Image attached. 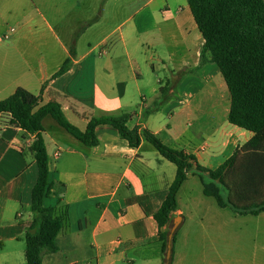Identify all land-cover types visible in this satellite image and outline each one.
<instances>
[{
    "label": "crops",
    "instance_id": "0c3cea01",
    "mask_svg": "<svg viewBox=\"0 0 264 264\" xmlns=\"http://www.w3.org/2000/svg\"><path fill=\"white\" fill-rule=\"evenodd\" d=\"M41 1L0 0V101L23 88L41 105L60 104L82 131L93 118L131 114L130 129L150 130L211 170L253 138L228 121L230 92L218 66L201 62L205 41L187 0H130L126 8L124 0H87L69 10L66 0ZM68 58L70 70L54 78ZM43 126L56 184L44 205L65 223L42 264H163L155 215L176 164L144 138L131 147L112 126L97 127L96 146L50 116ZM35 143L0 115V264H27ZM176 217L172 264H264V213L221 208L199 174L180 188Z\"/></svg>",
    "mask_w": 264,
    "mask_h": 264
},
{
    "label": "trees",
    "instance_id": "16d2710c",
    "mask_svg": "<svg viewBox=\"0 0 264 264\" xmlns=\"http://www.w3.org/2000/svg\"><path fill=\"white\" fill-rule=\"evenodd\" d=\"M199 31L204 39L201 62L215 63L222 73L231 95L228 121L253 133V138L216 170L197 163L196 157L165 145L154 133L142 127L127 126L131 114L93 118L82 131L71 124L57 102L40 104V96L18 88L14 94L0 101V115H9L16 125L36 136L34 145L37 179L31 191L33 222L27 230V264H42L45 254L57 250L56 239L63 230L65 216L56 209L45 207L44 201L55 188L50 181L43 121L52 117L61 127L86 146H96V129L102 125L115 128L131 147H139L142 139L150 142L161 156L177 166L174 184L155 219L160 227L164 262L172 264L175 234L169 239L177 195L191 173L202 178L203 191L216 200L221 208H231L240 215L258 216L264 213V0H187ZM73 45L71 55L74 56ZM68 58L54 76L70 70ZM162 98L155 107L166 99ZM146 112V115L149 114ZM209 181L204 180V176ZM227 191L228 196H225ZM167 227L166 231L163 228ZM172 245L167 259L168 245Z\"/></svg>",
    "mask_w": 264,
    "mask_h": 264
},
{
    "label": "rangeland",
    "instance_id": "374dc122",
    "mask_svg": "<svg viewBox=\"0 0 264 264\" xmlns=\"http://www.w3.org/2000/svg\"><path fill=\"white\" fill-rule=\"evenodd\" d=\"M84 1H87V0H66V3H65V5H66V8L67 7H69V6H77L78 4H80V6H82L83 4V2ZM130 0H124V8H126V3H128ZM33 2H34V4H36L37 6H38V8H40V7H42V1L41 0H33ZM64 4V3H63ZM69 5V6H68ZM66 10H69V8H67ZM127 12L128 13H131L132 12V8L131 7H128L127 8ZM215 67H217L216 65H215ZM34 171V175H35V177L37 178V171H36V169H34L33 170ZM208 179V178H207ZM208 181H209V179H208ZM50 203H49V201L47 202V205H49Z\"/></svg>",
    "mask_w": 264,
    "mask_h": 264
},
{
    "label": "water",
    "instance_id": "95a60500",
    "mask_svg": "<svg viewBox=\"0 0 264 264\" xmlns=\"http://www.w3.org/2000/svg\"><path fill=\"white\" fill-rule=\"evenodd\" d=\"M180 221H181L180 217H176L174 219V221L172 223V226H171V234L169 236L170 240L172 239L173 234L175 233ZM171 253H172V245H171V243H169L168 250H167V255H166L167 259H169L171 257Z\"/></svg>",
    "mask_w": 264,
    "mask_h": 264
},
{
    "label": "built area",
    "instance_id": "2783aa9c",
    "mask_svg": "<svg viewBox=\"0 0 264 264\" xmlns=\"http://www.w3.org/2000/svg\"><path fill=\"white\" fill-rule=\"evenodd\" d=\"M58 155V154H57Z\"/></svg>",
    "mask_w": 264,
    "mask_h": 264
}]
</instances>
